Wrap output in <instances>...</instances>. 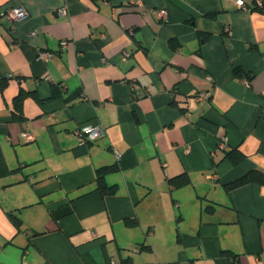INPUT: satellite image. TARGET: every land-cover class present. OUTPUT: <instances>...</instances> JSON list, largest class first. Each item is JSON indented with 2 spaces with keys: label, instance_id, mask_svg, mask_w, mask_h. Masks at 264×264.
<instances>
[{
  "label": "crops",
  "instance_id": "0c3cea01",
  "mask_svg": "<svg viewBox=\"0 0 264 264\" xmlns=\"http://www.w3.org/2000/svg\"><path fill=\"white\" fill-rule=\"evenodd\" d=\"M244 2L0 0L28 11L0 15V264H264V185L225 187L264 171V0ZM86 123L106 133L80 144Z\"/></svg>",
  "mask_w": 264,
  "mask_h": 264
},
{
  "label": "built area",
  "instance_id": "2783aa9c",
  "mask_svg": "<svg viewBox=\"0 0 264 264\" xmlns=\"http://www.w3.org/2000/svg\"><path fill=\"white\" fill-rule=\"evenodd\" d=\"M235 3L240 7H245L244 0H235ZM56 12H57V14L64 15L67 13V7L61 6V7L57 8ZM159 14L160 15L165 14V10H160ZM0 15L6 16L12 22H18V21H21L27 17L28 11L22 5L6 6L2 9H0ZM66 44H67V40H65V39L61 40V45H66ZM53 54L54 53L52 51L40 50L38 52L37 58L40 60H43L45 62V61H48L49 59H51ZM124 54H125V56L128 55V53H126V52ZM208 80L211 81L212 77L208 76ZM244 82L246 84H248L249 80L247 78H245ZM207 97H208L207 91H201L200 93H198L196 95V98L198 100L204 99ZM105 133H106V129L100 123H97V124H91V123L81 124V125H78L72 131V134L76 137L77 141L80 144L92 142V141L96 140L97 138L103 136ZM21 135L26 140H32L33 139L32 133L30 131H28L27 129H24L22 131ZM218 143H219L218 146L225 147L226 146L225 138L221 139ZM137 249H138L137 247L134 248V250H137ZM112 262H114V260H112Z\"/></svg>",
  "mask_w": 264,
  "mask_h": 264
},
{
  "label": "trees",
  "instance_id": "16d2710c",
  "mask_svg": "<svg viewBox=\"0 0 264 264\" xmlns=\"http://www.w3.org/2000/svg\"><path fill=\"white\" fill-rule=\"evenodd\" d=\"M203 36L207 37L206 34H203ZM241 72L242 71L240 68H236V73L241 74ZM247 79L249 80L248 77ZM226 156H228L234 163H237L243 157V155L240 152L235 150L227 151ZM117 168H118L117 164L103 165L96 168L95 186L97 190H99L103 194L114 193L116 189V184H111V185L107 184L105 180V176L107 173L117 170ZM189 181L190 178L186 172H183L181 174L169 178V182L173 187H180L186 185L189 183ZM246 183H257L264 185V171H261L259 169H252L247 173H245L244 175L226 183L225 187L226 189L231 190ZM131 222L134 221L132 220Z\"/></svg>",
  "mask_w": 264,
  "mask_h": 264
}]
</instances>
